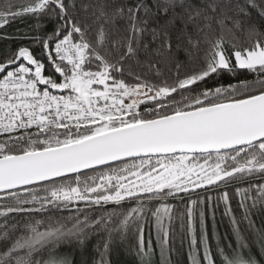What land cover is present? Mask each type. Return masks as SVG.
Here are the masks:
<instances>
[{
    "label": "snow or ice",
    "instance_id": "1",
    "mask_svg": "<svg viewBox=\"0 0 264 264\" xmlns=\"http://www.w3.org/2000/svg\"><path fill=\"white\" fill-rule=\"evenodd\" d=\"M119 254L264 264V0H0V264Z\"/></svg>",
    "mask_w": 264,
    "mask_h": 264
},
{
    "label": "trees",
    "instance_id": "2",
    "mask_svg": "<svg viewBox=\"0 0 264 264\" xmlns=\"http://www.w3.org/2000/svg\"><path fill=\"white\" fill-rule=\"evenodd\" d=\"M20 27H23V25H20ZM153 240H154V229H153ZM185 255H186V248H185ZM112 259L114 261V264H127L128 261V257L125 256L124 254L114 255Z\"/></svg>",
    "mask_w": 264,
    "mask_h": 264
}]
</instances>
